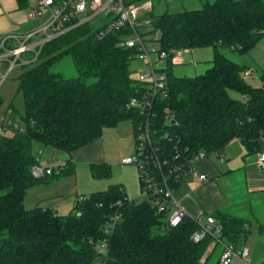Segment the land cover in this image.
Returning <instances> with one entry per match:
<instances>
[{
	"label": "trees",
	"instance_id": "obj_1",
	"mask_svg": "<svg viewBox=\"0 0 264 264\" xmlns=\"http://www.w3.org/2000/svg\"><path fill=\"white\" fill-rule=\"evenodd\" d=\"M151 17L161 49H213L210 66L194 75L175 74L172 54L165 61L167 95L155 99L150 117V139L161 169H151L174 192L201 154H222L233 138L244 146V156L261 152L264 72L259 84H251L244 73L252 69L222 49L247 52L264 34V0H210L200 8L152 11ZM95 32L93 24L83 23L45 42L34 59L24 55L29 58L19 75L24 114L17 123L0 120L3 129L11 130L0 131V264H218L219 256L210 262L211 255L222 250V243L240 247L250 219L220 209L203 213L197 217L210 214L221 229L218 236L212 229L195 241L192 234L201 227L197 217L186 214L169 226L151 196L128 198L119 184L79 195L69 214L24 205L27 188L74 171L66 158L58 174L34 176V142L70 153L124 118L131 120L137 142L136 129L146 119L145 112L129 104L140 87L129 68L137 49L119 45V32L101 38ZM65 55L72 58L74 76L54 70ZM90 170L96 176L110 174L105 163H91ZM256 231L264 235V222L256 221Z\"/></svg>",
	"mask_w": 264,
	"mask_h": 264
},
{
	"label": "rangeland",
	"instance_id": "obj_2",
	"mask_svg": "<svg viewBox=\"0 0 264 264\" xmlns=\"http://www.w3.org/2000/svg\"><path fill=\"white\" fill-rule=\"evenodd\" d=\"M153 14L159 15L164 11H179L183 9L200 8L206 0H153ZM43 20V19H42ZM33 27V26H32ZM149 37V34H148ZM150 42V40H147ZM156 47H160V42H156ZM224 53L235 61L242 62L249 68H252V74L248 75L246 80L253 85L261 82L260 74L264 72V34L254 43L249 51L241 53L238 50L222 49ZM155 54L153 53L152 56ZM181 61L174 62L172 70L179 75H194L203 72L210 66L213 49L211 45L200 46L182 51L180 53ZM173 63V62H172ZM20 61L12 64L4 60H0V120L5 122L17 123L21 121V116L24 114L23 94L19 87V75L24 67ZM164 65V62L156 63V65ZM144 61L136 57L130 60L129 68L131 75L138 78L140 71L144 69ZM54 70H60L65 76L76 75V69L72 58L65 55L55 65ZM234 97H239L240 94L235 91H230ZM0 131L10 133L11 130L0 126ZM89 149H79V162H75L74 171L70 174L58 176L49 182H39L26 189L24 195V205L26 207L34 206L37 200H40L41 205L53 206L59 213L69 214L76 209L77 194L87 196L92 191L105 189L109 184H119L126 190L129 198L141 200L147 198L146 194L141 192L139 182V166L135 163L121 165L120 159L126 155L134 156L135 141L134 128L132 122L128 118L119 120L115 125L105 126L101 135L92 142ZM39 142H34L33 150L37 158L41 159L42 166H47L51 162L50 157H46L47 152H42L37 149L44 147ZM242 148V153H245V148L238 138L231 139L223 150L224 162L232 158L227 152L230 149L236 154L237 148ZM43 149V148H42ZM229 150V151H230ZM216 163H220L219 154L212 152L207 156ZM91 158L92 160L85 161ZM256 156H244L239 153L238 159L248 161ZM84 160L85 162H83ZM60 162H52L48 166L57 165ZM91 163H105L110 167L108 176H96L90 170ZM192 174L185 175L187 178ZM215 178L223 193L228 198V202L237 201L241 208H233L228 206L227 212H237L239 216L245 217L244 209L252 212L247 216L251 221L250 232L241 238L242 245L249 249L247 264H261L264 260V235L256 231V221L264 222V213L261 208L264 204V198L261 194L252 193L246 185V175L244 168L235 169L231 172H224ZM236 206V205H234ZM250 207V208H249ZM251 209V211H250ZM236 214V215H237ZM251 214V213H250ZM246 218V217H245ZM156 231H162V227L155 228ZM213 243L209 246L211 250ZM220 247L216 248L211 255L210 262H214L216 256H219Z\"/></svg>",
	"mask_w": 264,
	"mask_h": 264
},
{
	"label": "built area",
	"instance_id": "obj_3",
	"mask_svg": "<svg viewBox=\"0 0 264 264\" xmlns=\"http://www.w3.org/2000/svg\"><path fill=\"white\" fill-rule=\"evenodd\" d=\"M152 8V0H37L30 17L39 19V23L19 32L0 35V60L9 62L10 66L18 61L28 62L29 58L24 56L26 53L32 54L34 59L45 42L87 22L96 28L95 37L101 38L110 32H119V45L135 47L137 49L135 55L143 59L145 67L138 76L140 81V87L136 89L138 93L129 100V104L145 112L146 119L140 122L136 129V154L122 157L120 163H135L139 166L141 192L151 196L156 210L166 213L167 224L175 226L187 213L177 204L166 178L163 175L157 178L151 169L155 167L161 169V162L156 155L157 146L150 139V117L154 115L155 99L167 95L166 58L172 54L171 62L181 61L180 53L188 49L156 47L159 32L153 29ZM157 62H164V65H156ZM250 73L247 70L244 74L248 76ZM164 111L170 112L168 107H164ZM205 156L201 154L199 159ZM148 158L152 159L151 165ZM257 158L264 161V153H259ZM61 169V162L53 166H42L38 163L32 167V174L41 177L45 174H58ZM198 177L201 180L206 179L204 173H200ZM116 217H112L110 225ZM197 220L201 222V227L192 234L195 241L200 240L212 229L214 235L218 236L221 226L212 215L197 217ZM102 249L103 246H98L99 251ZM248 255L249 249L245 245L236 248L230 242L222 243L218 264H231L234 257L246 262Z\"/></svg>",
	"mask_w": 264,
	"mask_h": 264
},
{
	"label": "crops",
	"instance_id": "obj_4",
	"mask_svg": "<svg viewBox=\"0 0 264 264\" xmlns=\"http://www.w3.org/2000/svg\"><path fill=\"white\" fill-rule=\"evenodd\" d=\"M20 1L22 3H20ZM0 0V35L9 32H19L29 27H34L39 23V19L31 18L30 12L35 6L37 0ZM153 1V0H152ZM200 2L202 0H199ZM210 1V0H206ZM154 8V1H153ZM152 8V11H153ZM182 61H178L180 63ZM238 62V61H237ZM240 63V62H239ZM242 63V62H241ZM249 67V66H248ZM252 69V68H250ZM94 141V140H93ZM72 150L70 153L63 152L52 147H38L43 150L42 152H47L46 157H50L51 162L47 163L50 165L52 162H61L66 158H70L73 162H79L78 150L89 149L92 146V142ZM41 146V145H37ZM43 148V149H42ZM236 154L228 149L229 155L232 156L231 159L224 162L223 153L219 154L220 163H216L209 159L207 156L198 159L194 162L192 167V174L187 178H183L181 184L173 192L174 197L178 205H180L187 214L197 217L203 213H210L215 209H220L224 211L228 210V206L233 208H241L237 201L228 202V198L221 190L218 182L215 181V178L220 179L221 174L224 172H231L235 169L244 168L246 175V185L250 192L261 194L264 198V161H259L256 155V158H253L248 161H241L238 159V155L242 153V148L238 147ZM230 150V151H229ZM261 152L264 153V138L261 141ZM260 152V153H261ZM34 153V150H33ZM128 156V155H126ZM38 159V163L41 164V159ZM92 160L91 158L86 159L85 161ZM85 162L84 160H82ZM120 163V161H119ZM124 165L123 163H120ZM204 173L206 175L205 180L199 179L198 175ZM126 196L128 197L126 190L123 188ZM82 195V194H77ZM129 198V197H128ZM41 205L40 200H37L34 205ZM236 205V206H234ZM42 206H50L42 205ZM32 207V206H31ZM57 211L56 208L50 206ZM262 211L264 213V204H262ZM250 208V207H249ZM248 209H244L245 217L251 215L254 217L252 212H248ZM251 211V209H250ZM58 212V211H57ZM59 213V212H58ZM251 213V214H250ZM62 214V213H60ZM237 214V212H233ZM240 215V214H237ZM231 264H247V261L244 262L238 257H234Z\"/></svg>",
	"mask_w": 264,
	"mask_h": 264
},
{
	"label": "water",
	"instance_id": "obj_5",
	"mask_svg": "<svg viewBox=\"0 0 264 264\" xmlns=\"http://www.w3.org/2000/svg\"><path fill=\"white\" fill-rule=\"evenodd\" d=\"M169 122H170V123H173L174 120H173L172 118H170V119H169ZM96 259H97V258H96Z\"/></svg>",
	"mask_w": 264,
	"mask_h": 264
}]
</instances>
